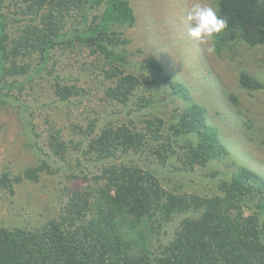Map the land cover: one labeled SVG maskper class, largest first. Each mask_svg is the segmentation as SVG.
<instances>
[{"label": "trees", "instance_id": "obj_1", "mask_svg": "<svg viewBox=\"0 0 264 264\" xmlns=\"http://www.w3.org/2000/svg\"><path fill=\"white\" fill-rule=\"evenodd\" d=\"M216 2L228 21L217 40L240 39L264 49V0ZM134 23L126 0H0V104H16L18 93L49 79L56 56L85 50L106 61L100 69L107 84L102 100L112 107L100 106L102 113L97 109L87 123L71 126L76 142H67L62 129L46 120L43 164L26 176L38 181L72 156L80 170L73 176L79 186H61L65 201L45 224L0 226V264H264V178L236 166L205 181L216 187L218 177L215 191L188 190L186 179L174 180L222 163L229 153L199 105L189 104L175 123L142 113L154 101L137 93L153 84L151 74L154 80L162 68L146 59V76L127 73L125 54L114 51L126 44L116 29ZM164 81L172 94L190 102L181 84L169 77ZM239 84L248 92L264 90V81L245 71ZM50 88L49 95L67 105L88 94L57 75ZM128 106L132 114H143L138 124L120 120V109ZM20 111L35 135L31 148H40L43 136L35 131L32 107L22 101ZM91 162L100 166L88 171ZM20 182V176L1 170L0 194H14ZM253 206L259 213L247 214Z\"/></svg>", "mask_w": 264, "mask_h": 264}, {"label": "rangeland", "instance_id": "obj_2", "mask_svg": "<svg viewBox=\"0 0 264 264\" xmlns=\"http://www.w3.org/2000/svg\"><path fill=\"white\" fill-rule=\"evenodd\" d=\"M126 1L134 12L135 23L131 27L116 29L117 37L125 40L126 44L116 46L114 51L125 54L127 73L146 76V59L155 60L162 68L154 80L152 74L150 78L148 76L153 84L143 85L137 93V96L145 95L154 101L142 113L175 123L189 104L199 105L206 111V121L218 131L217 137L229 153L222 163L197 167L196 172H183L174 180L186 179L184 182L188 190L215 191L218 177L213 182H216V187L207 186L205 181L218 170H232L236 166L249 168L264 178V90L248 92L239 84L241 71L264 81V49L250 47L240 39L219 41L217 35L211 40H192L188 36L190 25L185 21L190 0ZM205 2L218 9L216 0ZM98 13L100 11L90 14L88 18L94 19ZM59 58H55V73L49 79L39 85L35 82L34 88L18 93L16 98L19 102L16 104L11 100L0 104V171L7 172L11 177H21V182L14 184V194L4 197L0 194V226L32 229L45 224L57 217L65 201L66 192L61 191V186H79L73 176L78 175L80 170L76 168L72 156L68 163L58 164L49 173H43L38 181L27 178V171L43 164L41 149L48 146L45 141L48 129L46 120L52 122L56 129H62L63 139L67 142H76L79 138L71 126L87 123L97 109L102 113L100 106L108 111L112 108L102 100V91L107 87L106 75L100 70L106 64L103 57L96 60L95 55L82 50L78 53L68 52ZM42 74H46V71ZM55 75L63 83L75 84L88 94L73 105L60 103L49 95ZM165 77L181 84L187 90L190 102L172 94L168 84L164 83ZM22 101L32 107L35 131L43 136L38 139V149L31 148L35 135L20 111ZM130 106L120 109V120L132 119L138 124L143 114H132ZM98 123L101 125V121ZM166 134H169L167 129ZM93 165L99 167L100 163H89L87 170L94 171ZM254 207L247 214H258Z\"/></svg>", "mask_w": 264, "mask_h": 264}, {"label": "clouds", "instance_id": "obj_3", "mask_svg": "<svg viewBox=\"0 0 264 264\" xmlns=\"http://www.w3.org/2000/svg\"><path fill=\"white\" fill-rule=\"evenodd\" d=\"M185 21L190 25L188 36L195 41L211 40L228 25L218 9L205 0H190Z\"/></svg>", "mask_w": 264, "mask_h": 264}]
</instances>
